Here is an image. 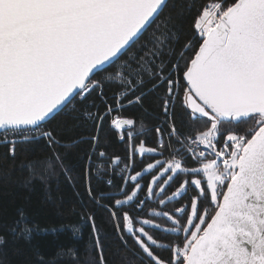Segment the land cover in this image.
Returning <instances> with one entry per match:
<instances>
[{
    "label": "snow or ice",
    "instance_id": "1",
    "mask_svg": "<svg viewBox=\"0 0 264 264\" xmlns=\"http://www.w3.org/2000/svg\"><path fill=\"white\" fill-rule=\"evenodd\" d=\"M167 5L168 0H0V146L7 147V155L15 159L17 145L41 137L49 147L60 145L55 130H45L46 124L66 109L75 111L74 102L82 104L96 93L104 110L92 102L85 107L96 111L83 112L96 132L87 138L89 162L93 155L108 159L104 151H98L105 120L128 145L129 163L133 153L155 158L168 151L171 157L147 164L148 175H153L152 170L163 172L153 175L143 188L141 172L121 177L125 185L131 183L130 189L121 188L123 199H114L110 193L98 196L114 200L117 211L134 204L141 212L146 201L157 195L155 189L162 205L188 196V202L175 209L180 219L174 213L153 211L154 217L171 222V227H164L150 219L134 221L127 211L117 218L111 207L99 204L86 184L89 198L112 215L118 234L123 221L127 234L152 264H264V0H207L197 9L194 36L180 53L171 46L179 41L175 26L167 30L174 17L162 22L166 30L159 35V25L152 30ZM193 7L189 3L186 11ZM149 32L150 42L131 52ZM197 39L198 46L193 43ZM185 53L191 55L186 59ZM164 55L175 56V62L163 60ZM112 66H116L114 72L96 78ZM106 82L118 88L111 98L114 104L105 95ZM161 88L164 94L155 95ZM154 95L163 114L164 133L161 126L155 127L157 147H146L143 141L134 147L143 122L138 132L137 118L122 113L130 105L143 108ZM177 103L181 128L176 126ZM200 123L205 126L202 130L195 128ZM111 159L113 164L120 163L119 157ZM54 164L68 171L55 152L48 160L20 167L37 176L41 167L46 173ZM128 170L129 164L119 169L121 173ZM103 172L98 166L97 176ZM181 175L188 178L181 181ZM161 177L163 182L158 183ZM174 180L179 186L168 195L166 187ZM189 192L195 194L189 196ZM17 217L8 226L14 239L30 241L41 231L28 224L23 209L17 210ZM87 220L94 238L89 251L94 247L99 264H106L91 214ZM135 223L178 239L158 241ZM72 231L80 229L73 226ZM120 237L126 245L123 234ZM4 243L0 236V245ZM151 246L170 255L162 258ZM34 254L39 264H56V259L46 260L39 249ZM62 257L79 264L74 248L56 253L57 259Z\"/></svg>",
    "mask_w": 264,
    "mask_h": 264
},
{
    "label": "trees",
    "instance_id": "2",
    "mask_svg": "<svg viewBox=\"0 0 264 264\" xmlns=\"http://www.w3.org/2000/svg\"><path fill=\"white\" fill-rule=\"evenodd\" d=\"M206 2L207 0H168L167 7L160 14L156 24L152 25V30H156L159 25L157 31V35H159V31L166 30L165 24L162 22L166 21L170 15L174 17L173 23L167 24V30H173L175 26L179 41L172 43L171 46L176 53H180L182 46L192 40L194 36L193 22L198 14L197 9ZM189 3L194 4L191 12L186 11ZM182 12L183 15H181ZM150 35L151 32L145 34L139 45L134 47L131 52L137 53L140 45L150 42ZM199 42L198 39L193 41L196 46ZM164 51L167 52V48ZM190 55L191 53H185V58L187 59ZM123 59H127V57ZM162 59L165 61L171 59L175 62L176 57L164 55ZM182 65L183 61H181ZM115 70L116 66H112L107 71L99 73L96 78L101 79L105 74ZM181 83L184 82L181 81ZM117 91L118 88L115 84L105 83L104 92L108 97L109 104H114L111 98ZM163 94L164 89L161 88L155 95ZM155 95L144 102L143 108L139 105H130L122 113L124 117L137 118L138 132L140 131V122H143V133L134 138L132 142L134 147H137L140 141H143L146 147H157V134L154 129L161 126L163 114ZM92 102L99 106L100 111L104 110V104L99 96L93 93L82 104L74 102L75 111L66 109L65 112L46 124L45 130H55L54 136L60 141V145L49 147L48 141L41 137L37 141L17 145L15 159L7 155V147L0 146V236H3L5 240V243L0 245V264H39V260L34 254L35 249H39L46 260L56 259V264H76L66 257L56 258L58 251L69 248L75 249L79 264H99V257L94 247L89 251V245H94L92 226L87 220L89 214L94 219L96 229L100 233L106 264H152L123 228L124 222L119 221L121 224L120 234H123V240L127 244L122 243L112 215L106 208L99 207L89 198L86 184H90L92 194L97 197L99 204L111 207L112 211L116 212L117 218L120 217L121 211H127L130 216H133L134 221L149 217L155 218L150 216V210L159 207L157 197L147 200L142 212L134 204L125 205L121 211H117L113 207L114 200L101 199L98 194L110 193L114 199H123L121 188L125 190L131 188V183L125 185L124 179L135 175L136 172H141L145 165L152 161L170 159V153L165 151L163 155H157L155 158L150 155L141 157L133 153L129 163L128 145L120 141L118 132L110 128L109 122L105 120L99 133L101 147L98 151H104L108 159L93 155L92 162H89L86 157L91 152V141L87 138L96 135V132L95 126L83 116V112L96 111L94 108L85 107ZM180 111L179 103H177V128L182 127L179 120ZM204 127L202 123L195 125L196 129L202 130ZM183 130L188 131L186 127ZM161 131L164 133L163 126H161ZM77 140L82 142L73 143ZM165 142L167 143L166 134ZM217 146L220 145L217 144ZM53 152L60 155L62 166L64 169H68L67 172L62 171L60 164H54L52 170L45 173L41 167L39 169L41 175L32 176L27 168L20 167L22 163L27 165L32 161L48 160L53 156ZM115 157L120 158L119 164H129V170L120 174L114 169L111 171L109 164H113L111 158ZM98 166H102L104 169V172L99 176H97ZM183 179L186 177L181 175L179 180ZM109 180L112 181L111 185L106 183ZM178 186L177 181H172L171 187L166 189L168 195H171ZM145 194L146 189L139 193L140 198L144 199ZM194 194V192H189L188 195ZM187 202L188 196H185L179 201L168 202L165 209L180 219V214L175 213V209ZM18 209L24 210L29 225L35 224L41 229L33 234L30 241L14 239L8 230V226H11L18 218ZM139 225L141 224L135 223V227ZM73 226L79 227V233H73ZM147 228L158 241L167 243L178 239L175 234H164L159 229H152L150 226ZM151 247L152 251L162 258H168L170 255L167 251L155 246Z\"/></svg>",
    "mask_w": 264,
    "mask_h": 264
},
{
    "label": "rangeland",
    "instance_id": "3",
    "mask_svg": "<svg viewBox=\"0 0 264 264\" xmlns=\"http://www.w3.org/2000/svg\"><path fill=\"white\" fill-rule=\"evenodd\" d=\"M109 74V73H108ZM108 74H105L104 76H106V75H108ZM103 76V77H104ZM218 147V146H217ZM219 148V147H218ZM156 161V160H155ZM155 161H152V162H150V163H155ZM160 161H164V160H160ZM118 165H121V164H118ZM192 166H195V165H192ZM147 168V165H145V167L143 168V170L141 171V173L143 174V176H144V178L142 179V180H140V184H141V186L143 187V185H145L146 183H148V182H150L151 180H152V178H153V175H155V176H159V172H163V169H160L159 170V172H157L156 170H152V173H153V175H148L146 172H145V169ZM186 178H188V177H186ZM163 179H164V177H161L160 178V180L158 181V183H162L163 182ZM168 187H166V189H167ZM156 191H157V195H154L153 197H157L158 199H161L162 197H161V195L158 193V189H155ZM166 201H167V197H163ZM167 204H168V202H166L165 204H159L158 203V205H159V207L158 208H155V209H151L150 211V216L151 217H154L153 215H152V213H153V211H155V212H163V211H167V212H169V213H171L170 211H168V210H166L165 209V207L167 206ZM155 218H159L158 220L157 219H155ZM155 218H144V219H150V220H153L155 223H159V224H161L162 226H164V227H171L172 225H171V222L170 221H167L165 218H163V217H160V216H155ZM176 218L177 219H179V217L176 215ZM141 226H143V227H145V230L146 231H149L148 230V228H147V226L146 225H139L138 227H141ZM137 227V228H138ZM150 234V233H149ZM151 235V234H150ZM142 239H143V237H142ZM146 243H147V241H145Z\"/></svg>",
    "mask_w": 264,
    "mask_h": 264
},
{
    "label": "built area",
    "instance_id": "4",
    "mask_svg": "<svg viewBox=\"0 0 264 264\" xmlns=\"http://www.w3.org/2000/svg\"><path fill=\"white\" fill-rule=\"evenodd\" d=\"M186 155V154H185ZM110 170L112 171L113 169L120 174L121 172L119 171L120 168L124 167V164L121 165H113V164H109Z\"/></svg>",
    "mask_w": 264,
    "mask_h": 264
}]
</instances>
